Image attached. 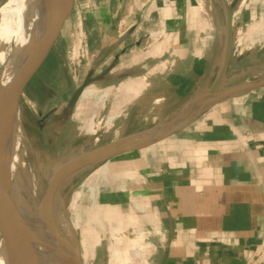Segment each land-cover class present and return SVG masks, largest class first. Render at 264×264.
Returning <instances> with one entry per match:
<instances>
[{"label":"crops","instance_id":"obj_1","mask_svg":"<svg viewBox=\"0 0 264 264\" xmlns=\"http://www.w3.org/2000/svg\"><path fill=\"white\" fill-rule=\"evenodd\" d=\"M69 16L59 36L78 50L80 85L94 95L79 110L97 117L101 144L183 116L209 89L264 78V0H73ZM118 155L97 198L124 264H264V82Z\"/></svg>","mask_w":264,"mask_h":264},{"label":"rangeland","instance_id":"obj_2","mask_svg":"<svg viewBox=\"0 0 264 264\" xmlns=\"http://www.w3.org/2000/svg\"><path fill=\"white\" fill-rule=\"evenodd\" d=\"M69 15L63 25L72 20V16ZM120 21L119 16L115 23L119 24ZM64 39V36L58 37L47 58L27 83L18 103L17 124L22 135L17 152L24 166L18 168L12 176V189L21 206L33 213L38 212L43 192L52 173L84 150L103 145L101 143L105 141L94 138V132H97L98 128L97 117L79 110L83 106V101L84 105H88L87 111L92 110L90 105L91 98L94 97L92 88L86 87L82 91L81 95L88 98L69 101L71 94L81 83L82 75L79 74L76 62L81 64L82 61H79L80 56L71 43L72 40L66 42ZM117 131L118 128H115L116 133ZM83 141L85 144L82 143ZM123 157L124 155L112 156L84 167L68 176L57 189L54 206L66 207L70 220L75 226L73 232L79 239V248L80 241L82 243L80 255L85 264L99 260L106 261L109 255H114L111 256L114 259L113 264H124L129 259L128 255L125 256L123 239L113 238L115 242L109 239L115 227L106 223L108 218H105V213L108 216L109 210H106V207L100 208L97 198L98 192L105 189V179L109 176L107 172L112 166L117 167V161ZM124 165L122 162L118 167L123 169ZM103 167L104 175L96 176L97 169ZM3 175L5 177V168ZM100 209H105V212L102 213ZM97 210L96 221H92L91 216ZM113 215L114 213L111 218ZM115 217L113 219H117ZM110 226H112L111 234ZM83 229L86 232L89 230L88 233H84ZM84 245L93 247L88 248L87 255L84 254ZM110 245L114 250L116 249V253L110 250Z\"/></svg>","mask_w":264,"mask_h":264},{"label":"water","instance_id":"obj_3","mask_svg":"<svg viewBox=\"0 0 264 264\" xmlns=\"http://www.w3.org/2000/svg\"><path fill=\"white\" fill-rule=\"evenodd\" d=\"M72 3L73 0H47V17L44 35L33 44L26 58L11 79L4 86L0 85V166L2 161L1 153L3 151L5 139L10 131L19 99L23 94L27 83L47 58L53 45L57 41L64 20L71 12ZM225 8L227 36L229 39L231 36L230 11L227 6ZM262 82H264V78L258 82L234 87L224 91L215 92L214 89H209L194 97L190 102L189 109L179 118H175L163 125H155L141 133L113 139L98 147L84 150L81 154L64 163L52 173L40 201L37 212L38 216L47 229L50 230L53 228V210L55 207L54 201L57 189L68 176L76 171L100 160L108 159L112 156L154 143L155 141L172 134L177 129L184 127L195 113L217 98L242 87L258 85ZM84 85L85 83H82V85L74 91L71 101L75 99L79 91L83 89ZM203 98L205 100L200 106L195 108L197 102ZM180 120L184 121V123L181 124L183 126L175 127V124ZM0 232L1 235H3L5 249L11 264H45L37 257L33 249L30 247L28 235L20 222V219L16 215L11 200L3 188L1 176ZM74 242L75 257L71 264H85L80 256V248L76 235H74Z\"/></svg>","mask_w":264,"mask_h":264},{"label":"bare ground","instance_id":"obj_4","mask_svg":"<svg viewBox=\"0 0 264 264\" xmlns=\"http://www.w3.org/2000/svg\"><path fill=\"white\" fill-rule=\"evenodd\" d=\"M46 6L47 0L0 1L1 86L11 79L33 44L44 35L47 17ZM9 42L12 44L8 45ZM18 108L1 153L0 176L3 188L13 204L16 215L28 235L29 245L37 257L45 264H71L75 257L73 232L75 226L70 220L66 207L63 205L54 207L53 228L49 230L37 213L21 206L13 192L12 176L18 168L24 166L17 152L22 135L17 124ZM104 167L97 169L95 175L103 176ZM4 168L5 177L3 175ZM0 264H11L5 249L3 235L0 237Z\"/></svg>","mask_w":264,"mask_h":264}]
</instances>
